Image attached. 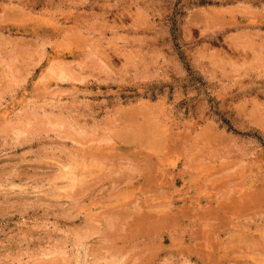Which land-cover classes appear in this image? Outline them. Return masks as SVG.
I'll use <instances>...</instances> for the list:
<instances>
[{"label": "rangeland", "instance_id": "obj_1", "mask_svg": "<svg viewBox=\"0 0 264 264\" xmlns=\"http://www.w3.org/2000/svg\"><path fill=\"white\" fill-rule=\"evenodd\" d=\"M0 264H264V0H0Z\"/></svg>", "mask_w": 264, "mask_h": 264}, {"label": "bare ground", "instance_id": "obj_2", "mask_svg": "<svg viewBox=\"0 0 264 264\" xmlns=\"http://www.w3.org/2000/svg\"><path fill=\"white\" fill-rule=\"evenodd\" d=\"M30 18V17H29ZM158 129V128H157ZM156 129V130H157ZM166 131V130H165ZM157 132H160V131H157ZM162 133V132H161ZM163 133H164V131H163ZM167 134V133H166ZM155 135H156V133H155ZM158 135V134H157ZM152 136V135H151ZM161 135H159V137H160ZM163 136V135H162ZM153 137H154V134H153ZM156 137V136H155ZM158 137V136H157ZM162 138V137H161ZM157 139V138H156ZM163 139V138H162ZM165 140V139H164ZM99 160V159H98ZM61 167V166H60ZM62 168V167H61ZM64 168V167H63ZM69 169V168H68ZM68 169H67V172H68ZM63 170V169H62ZM59 171V170H58ZM64 172V171H63ZM62 174H65V173H62ZM72 175H76V174H72ZM58 176H60V175H58ZM64 176V175H63ZM59 178V177H58ZM62 179V178H61ZM70 181H71V179H69ZM65 181V180H64ZM68 181V180H67ZM66 181V182H67ZM65 182V183H66ZM65 183H64V185H65ZM172 183V182H171ZM227 184V183H226ZM67 186V185H66ZM67 191V190H66ZM253 199V198H252ZM132 203V202H131ZM130 203V204H131ZM146 202H144V204H145ZM133 207V206H132ZM135 211V210H134ZM128 213V212H127ZM134 215V214H133ZM256 215V214H255ZM91 216H92V214H91ZM97 216V215H96ZM263 217V216H262ZM116 218V217H115ZM123 218H125V217H123ZM134 218H135V216H134ZM114 220H117V218L116 219H114ZM110 221V220H109ZM118 221V220H117ZM91 222V221H90ZM119 222V221H118ZM120 223V222H119ZM142 223V222H141ZM151 223V222H150ZM92 224H93V222H92ZM153 226V225H152ZM174 227H175V225H174ZM247 227V226H246ZM259 228V227H258ZM248 229H249V227H248ZM174 230V229H173ZM258 230V229H257ZM263 230V229H262ZM159 231V230H158ZM163 231V230H162ZM175 231V230H174ZM263 239V238H262ZM179 243V242H178ZM253 243V242H252ZM231 244V243H230ZM173 245V244H172ZM176 246V245H175ZM224 246V245H223ZM194 247V246H193ZM179 249V248H178ZM184 252V251H183ZM258 252V251H257ZM236 254V253H235ZM259 254V253H258ZM247 255H250V254H247ZM244 256H246V255H244ZM249 257H251V256H249ZM241 258V257H240ZM255 262V261H254ZM257 263H258V260L256 261ZM261 262V261H260Z\"/></svg>", "mask_w": 264, "mask_h": 264}]
</instances>
